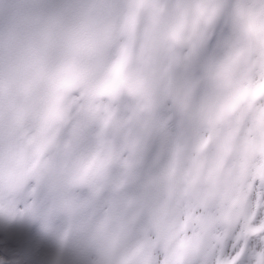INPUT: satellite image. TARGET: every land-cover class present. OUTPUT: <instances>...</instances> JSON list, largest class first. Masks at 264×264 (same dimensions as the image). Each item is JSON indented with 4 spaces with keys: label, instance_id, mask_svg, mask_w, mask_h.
Instances as JSON below:
<instances>
[{
    "label": "snow or ice",
    "instance_id": "6c2138e0",
    "mask_svg": "<svg viewBox=\"0 0 264 264\" xmlns=\"http://www.w3.org/2000/svg\"><path fill=\"white\" fill-rule=\"evenodd\" d=\"M205 2L224 12L199 61L235 32L238 66L204 130L174 143L162 125L144 168L116 179L89 182L90 154L69 192L53 153L84 143L98 100L117 94L129 54L115 38L177 0H0V52L33 57L15 103L0 86V264H264V0Z\"/></svg>",
    "mask_w": 264,
    "mask_h": 264
},
{
    "label": "clouds",
    "instance_id": "9594fccd",
    "mask_svg": "<svg viewBox=\"0 0 264 264\" xmlns=\"http://www.w3.org/2000/svg\"><path fill=\"white\" fill-rule=\"evenodd\" d=\"M223 12L219 4L210 7L205 0H177L161 18L145 14L140 24L129 26L115 38L129 54L123 74L109 85L117 94H105L98 100L100 109L84 143L62 161L58 148L53 153L67 191L84 178L80 163L90 154L97 156L98 163L87 175L89 182L105 175L116 179L144 168L149 144L159 141L162 125L167 139L174 143L204 130L222 80L233 75L238 66V57L233 55L235 32L222 42L219 57L199 61L210 21ZM231 19L238 31L242 15L233 14ZM19 40L24 43L30 38L22 35ZM32 63L29 54L8 48L0 52V86L6 103L17 101L16 88L31 76ZM55 134L63 138L64 130L57 129ZM224 147L227 150V143ZM254 147L264 151V138ZM239 207H234L233 213ZM122 264H139V257H126Z\"/></svg>",
    "mask_w": 264,
    "mask_h": 264
},
{
    "label": "rangeland",
    "instance_id": "374dc122",
    "mask_svg": "<svg viewBox=\"0 0 264 264\" xmlns=\"http://www.w3.org/2000/svg\"><path fill=\"white\" fill-rule=\"evenodd\" d=\"M222 19H223V17L221 18V20ZM218 26L222 29V24L219 21H218V25L217 26H213V28L210 30L209 37H208L209 40L212 39L213 36L217 35Z\"/></svg>",
    "mask_w": 264,
    "mask_h": 264
}]
</instances>
